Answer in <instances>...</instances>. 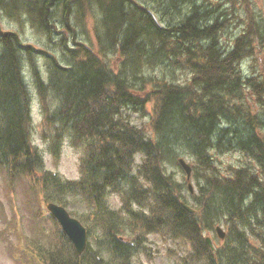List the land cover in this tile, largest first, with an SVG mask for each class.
<instances>
[{"label":"trees","instance_id":"obj_1","mask_svg":"<svg viewBox=\"0 0 264 264\" xmlns=\"http://www.w3.org/2000/svg\"><path fill=\"white\" fill-rule=\"evenodd\" d=\"M201 1L159 0V7L166 6L165 16L179 18L160 26L143 0H0V23L24 16L51 43L60 39L62 51L60 60L0 27V180L15 195L23 186L32 222L46 217L53 223L49 245L43 246V229L38 231L42 239L20 242H26L25 254L11 253L17 264L21 256H28L23 264H132L134 255H149L145 238L150 234L187 242L191 250L181 264H264V113L254 114L249 106L264 108V76L242 73L240 62L253 42L243 38L236 49L226 51L220 41L223 18H213L210 3ZM186 7L189 15L181 17ZM89 15L95 47L76 40L77 28ZM257 30L263 33L261 27ZM35 53L46 59V77ZM26 63L43 123L52 128L53 154L58 155L66 137L83 148L79 180L47 171L33 143ZM170 66L173 72H187V81L150 74ZM151 102L155 136L133 125L128 114L145 116ZM238 151L246 162L223 168L218 156ZM182 157L192 162L193 194L171 172L177 168L184 173ZM48 190L59 195L46 197L49 201L66 207L67 197L80 196L93 209L102 233L98 249L89 245L82 256L76 253L37 200ZM109 193L119 195V210L109 207ZM0 212L5 216L2 203ZM218 225H224L227 235L213 252L205 232L216 233ZM7 228L5 224L3 230Z\"/></svg>","mask_w":264,"mask_h":264},{"label":"rangeland","instance_id":"obj_2","mask_svg":"<svg viewBox=\"0 0 264 264\" xmlns=\"http://www.w3.org/2000/svg\"><path fill=\"white\" fill-rule=\"evenodd\" d=\"M143 1L144 4L150 6L151 9L154 10L158 18L162 20H160V22L163 26L168 25V23L163 22H167V19H172V17L175 18L176 21H178L179 18H176L174 14H168L167 16H165V11H167L166 6L159 7V0ZM206 1H208V3L212 5H219L220 3H222L224 11L230 13L231 10H233L235 12L234 16H227L231 21L230 29L223 34V38V35L221 36L220 41L224 47H232L235 43L236 37L242 35V33L246 29V32L250 36L249 39L253 42L254 48L251 51V54L246 56V59L243 61L244 72L245 74H251L253 76H264V0ZM201 2L202 1L199 0V5H201ZM207 8L209 7L207 6ZM176 11L179 12V10ZM187 12L188 11L186 7L184 8V10H182V12H180L181 17L189 15ZM217 16L218 15L216 13H213V18L216 19ZM236 20L239 21V23H237ZM172 24L178 23L173 22ZM240 24L243 25L240 26ZM253 25H256V27H251ZM94 26L95 23H93V20L89 15L87 17L86 23H84L81 28H77L76 40L81 43L86 42L89 46L92 47L93 45L95 47L96 37L94 32ZM0 27L2 29L1 31L3 32L17 33L24 41V43L33 46L36 50L43 52L47 51V53L62 60V51L59 45L60 39L56 38V40H54L55 43H51L50 40L44 34H39L32 28L26 17L23 16L20 21H10L6 18L2 19ZM257 27L262 28V34L257 30ZM67 42H69V38ZM35 59L37 60L38 67L40 71H42L43 76L46 77V59L38 53H35ZM111 63L112 65H116V59L114 58ZM170 68L171 66L164 68L158 67L156 71L150 72V74L151 76H155L156 74L164 76L166 74L167 78H171L172 75H174L176 79L181 83H185L187 81V72L182 70H176V72H173ZM24 75L32 95L33 143L39 149L40 153L44 158L45 168L49 171H52L53 173L58 174L65 180H79L82 174L81 162L82 157L84 155L83 148L74 146L71 143V138L66 137L64 143L61 145V149L58 155L56 156L53 154L51 144L52 128L43 123V112L40 106L37 90L35 88L32 72L28 63L25 64ZM249 106L254 114H258L260 112L264 113V108L261 109L257 105H252V102ZM154 107V102L149 103L146 109L145 116L137 113L128 112V114L130 115L131 123L138 128H144L145 132L150 136H155L154 127L151 121L152 116L154 115ZM185 159H187L189 163H192L190 159ZM218 159L219 162L222 164L223 168L229 165L239 167L241 162H246V159L241 153H239V151L236 153L220 155L218 156ZM140 164L141 159L137 158V166H139ZM171 172L174 173L175 178L178 181L187 183L186 175L181 170L173 168L171 169ZM192 186L193 190L196 191L194 179H192ZM22 191L23 186L19 185V187L17 188L16 195L14 193H9L6 191L0 180V202L5 205V209L8 215L9 217H11L9 220L4 216V214L0 212V229H4V224H7L9 228L8 231L5 229L3 230V232L0 233V264H15L10 257L11 253L19 254V252L21 251L22 255L25 254L24 248L26 246V242L24 245H21L20 242H24L22 240H24L26 237L29 239L31 237L37 236L39 237V239L45 237L43 239V246L49 245V242H51V240L47 236L51 234L53 223L46 217L41 221L39 220V223L32 222L31 214L25 203V197ZM185 194L187 195V192H185ZM58 196L59 195H57L52 190H48L46 192L44 191L42 193L40 192L39 196H37V200L39 201L47 215L49 214V212L46 206L52 201H49V199H46V197L57 198ZM33 197L34 195L32 196V198ZM66 200V209L69 211V213L74 218L79 220L83 225L85 224L83 222L84 220L87 222V224L91 226L92 231H90V234L92 235L89 236V244L90 247L94 248L95 250L98 249V241L102 233L100 232L101 227L98 225V221H96L95 215H93V209H91L85 202V200L80 196H69ZM107 203L109 207L113 210H119L122 205L119 195L114 193L108 194ZM222 227L225 229L224 226ZM40 229L46 231L42 232V237L38 234V231ZM19 231H21L20 234ZM43 234L45 235L43 236ZM205 235L214 238V244L216 247L221 246V241L216 239L213 233L205 232ZM145 242L148 248L150 249L149 255H145L142 253L134 255V257L132 258V264H181V258L189 254L191 250L187 242L183 240L174 241L170 239L167 235H146ZM105 255L107 256V254ZM23 259L27 260L28 256H25V258L24 256H21V263Z\"/></svg>","mask_w":264,"mask_h":264},{"label":"water","instance_id":"obj_3","mask_svg":"<svg viewBox=\"0 0 264 264\" xmlns=\"http://www.w3.org/2000/svg\"><path fill=\"white\" fill-rule=\"evenodd\" d=\"M180 164L188 176V181H190L191 173H192L191 166L184 159H180ZM190 189H192L191 185H190ZM184 207L188 209L190 212H193V210L189 209L188 206L184 205ZM48 209L53 214V216L58 220L63 230L66 232V234L73 242L77 253L81 255L86 250L87 247L86 228L82 225L80 221L73 218L64 207L54 203H50L48 205ZM216 231L221 239L225 238L226 234L221 227H218ZM206 241L209 247L212 250H214L212 240L209 237H207Z\"/></svg>","mask_w":264,"mask_h":264},{"label":"flooded vegetation","instance_id":"obj_4","mask_svg":"<svg viewBox=\"0 0 264 264\" xmlns=\"http://www.w3.org/2000/svg\"><path fill=\"white\" fill-rule=\"evenodd\" d=\"M221 5H216V7H212L211 9L218 15V14H220V16H227L228 15V13L226 12V11H221ZM216 10V11H215ZM229 15H232V16H234L235 15V12L233 11V10H231V12L229 13ZM237 21V20H236ZM222 23H231V21L229 20V18L227 17L226 19H225V21H223ZM237 23H239V21H237ZM247 23V22H246ZM243 24H240V26H242ZM247 36H248V33L246 32V29H245V31L242 33V35H239V36H237L236 37V40H235V43H234V45L232 46V47H230V49L232 50V49H236V47H237V43H238V41L239 40H242L243 38L245 39V38H247Z\"/></svg>","mask_w":264,"mask_h":264},{"label":"bare ground","instance_id":"obj_5","mask_svg":"<svg viewBox=\"0 0 264 264\" xmlns=\"http://www.w3.org/2000/svg\"><path fill=\"white\" fill-rule=\"evenodd\" d=\"M187 1H188V0H187ZM41 2H42V1H41ZM134 3H135V2H134ZM162 4L164 5V2H163ZM191 4H192V3H191ZM138 5H139V3H138ZM140 5H141V4H140ZM196 5H197V4H196ZM181 6H182V5H181ZM134 7H136V6H134ZM171 8H172V7H171ZM176 8H177V7H176ZM169 9H170V8H169ZM151 12H153V11H151ZM152 16H153V13H152ZM227 16H228V15H227ZM227 16H221V17L223 18V21H225V19L227 18ZM154 19H155V18H154ZM155 21L157 22L158 25H160L159 20L155 19ZM223 21H222V22H223ZM196 25H197V24H196ZM51 26H52V25H51ZM168 32H169V31H168ZM169 33H170V32H169ZM103 37H104V36H103ZM175 37H176V36H175ZM101 38H102V37H101ZM177 38H178V37H177ZM210 38H211V37H210ZM173 39H175V38H173ZM208 39H209V38H208ZM203 40H204V39H203ZM201 41H202V40H201ZM209 41H210V40H209ZM207 43H208V42H207ZM216 45H217V44H216ZM168 46H169V45H168ZM217 46L219 47V45H217ZM217 46H216V49L218 48ZM172 47H173V46H172ZM119 48H120V47H119ZM207 48H208V47H207ZM117 49H118V48H117ZM174 49H175V48H174ZM211 49H212V48H211ZM214 49H215V48H214ZM224 49L227 51L228 48H227V47H224ZM115 50H116V48H115ZM115 50H114V52H115ZM221 50H222V47H221ZM157 51H158V50H157ZM172 51H173V50H172ZM209 51H210V50H209ZM209 51H208V52H209ZM214 51H215V50H214ZM219 51H220V50H219ZM114 52H113V53H114ZM126 52H127V51H126ZM160 52H161V51H160ZM211 52H213V51L211 50ZM77 53H78V52H76V54H77ZM223 53H225V52L223 51ZM149 54H150V53H149ZM219 55H220V54H219ZM224 55H225V54H224ZM224 55H223V56H224ZM227 55H228V54H226V56H227ZM76 56H77V55H76ZM76 56H75V57H76ZM107 56H108V55H107ZM107 56H106V57H107ZM146 56L148 57L149 55H146ZM157 56H158V55H157ZM71 57H72V56H71ZM162 57H163V55H162ZM214 57H215V56H214ZM224 57H225V56H224ZM157 58H158V57H157ZM157 58H156V59H157ZM238 58H239V57H238ZM103 59H105V58H103ZM142 59H143V58H142ZM154 59H155V58H154ZM163 59H164V58H163ZM83 60H84V59H83ZM71 61H72V60H71ZM130 61H132V60L130 59ZM221 61H222V60H221ZM223 61H224V60H223ZM148 62H149V61H148ZM158 62H159V59H158ZM218 62H219V61H218ZM104 63H105V62H104ZM132 63H133V62H132ZM139 65H140V64H139ZM163 65H164V64H163ZM141 66H142V65H141ZM164 66H165V65H164ZM143 67H144V66H143ZM143 67H142V68H143ZM156 67H157V66H156ZM127 68H128V67H127ZM128 69H129V68H128ZM155 69H156V68H155ZM131 70H132V69H131ZM188 70H189V69H188ZM191 72H192V71H191ZM130 73H131V72H130ZM140 73H141V72L139 71V74H140ZM137 75H138V74H137ZM189 76H190V75H189ZM134 78H135V77H134ZM233 78H234V77H233ZM136 79H137V78H136ZM38 81H39V80H38ZM126 81H127V80H126ZM133 81H134V80H133ZM128 82H129V81H128ZM130 83H131V82H130ZM132 83H133V82H132ZM133 85H134V84H133ZM171 85H172V84H171ZM135 86H137V85H135ZM138 86H139V85H138ZM138 88H139V87H138ZM27 89H28V88H27ZM145 89H146V88H145ZM43 91H44V90H43ZM43 91H42V93H43ZM233 92H234V91H233ZM233 92H231V93H233ZM42 93H41V94H42ZM236 97H237V96H236ZM129 100H130V99H129ZM107 101H108V100H107ZM122 102H123V101H122ZM120 103H121V102H120ZM134 105H135V104H134ZM137 106H138V105H137ZM127 107H128V106H127ZM138 107H139V106H138ZM138 107H137V110H138ZM139 108H140V107H139ZM131 109H132V108H131ZM158 131H159V130H158ZM229 133H230V132H229ZM191 138H192V137H191ZM250 143H251V142H250ZM220 145H221V144H220ZM176 148H177V147H176ZM190 148H191V147H190ZM177 156H178V155H177ZM191 167H192V166H191ZM255 224H256V223H255Z\"/></svg>","mask_w":264,"mask_h":264}]
</instances>
